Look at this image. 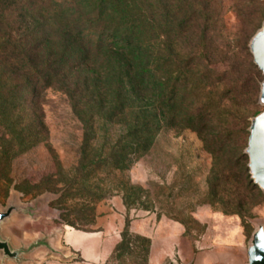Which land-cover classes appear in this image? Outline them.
<instances>
[{
	"label": "rangeland",
	"instance_id": "obj_1",
	"mask_svg": "<svg viewBox=\"0 0 264 264\" xmlns=\"http://www.w3.org/2000/svg\"><path fill=\"white\" fill-rule=\"evenodd\" d=\"M23 2L0 0V209L39 202L41 214L0 234L64 251L27 264H152L151 233L164 251L177 239L161 264H248L264 223L245 154L264 110L249 49L264 0H152L147 70L118 77L94 55L81 85L54 66L58 26ZM68 242L87 257L114 244L87 262Z\"/></svg>",
	"mask_w": 264,
	"mask_h": 264
},
{
	"label": "trees",
	"instance_id": "obj_2",
	"mask_svg": "<svg viewBox=\"0 0 264 264\" xmlns=\"http://www.w3.org/2000/svg\"><path fill=\"white\" fill-rule=\"evenodd\" d=\"M23 1L30 12L49 17L58 26L61 49L54 66L76 85L92 78L88 67L94 55L96 62H113L110 74L116 76L125 64L133 70L134 65L142 64V70L149 67L154 30L152 0Z\"/></svg>",
	"mask_w": 264,
	"mask_h": 264
},
{
	"label": "water",
	"instance_id": "obj_3",
	"mask_svg": "<svg viewBox=\"0 0 264 264\" xmlns=\"http://www.w3.org/2000/svg\"><path fill=\"white\" fill-rule=\"evenodd\" d=\"M253 63L263 75L259 103L264 106V23L252 37L249 44ZM250 134L245 154L248 156V167L251 178L264 192V110L251 120ZM41 214L39 202L23 205L11 200L8 205L0 209V228L16 216L35 218ZM45 249L50 252L64 251L55 249L50 238H42L30 244L15 245L11 239L0 234V264H27L36 252ZM248 264H264V223H258L247 247Z\"/></svg>",
	"mask_w": 264,
	"mask_h": 264
},
{
	"label": "crops",
	"instance_id": "obj_4",
	"mask_svg": "<svg viewBox=\"0 0 264 264\" xmlns=\"http://www.w3.org/2000/svg\"><path fill=\"white\" fill-rule=\"evenodd\" d=\"M72 231H73V229H72ZM150 239H151V262H152V264H161L163 259L165 258L164 254L168 255L169 252H172L171 251L172 249H170V247L175 246L177 239L174 236L168 235V233H167L166 239H165V244H166L165 251L162 250L161 245L163 242H161V239H159L158 234H156L154 236V234L151 233ZM102 240H103V237H102ZM113 244H114L113 242L110 244V248L112 247ZM65 245L67 247H69L71 251L77 252L79 254H81V252L83 250L81 246H75L73 248L72 242H68ZM110 248H107V249L105 248L103 250V246L101 243V245H99L97 251L93 250L92 252L89 253L88 257L84 256L82 254H81V256L87 262H97V261L102 260L104 257H106L109 254ZM184 257H186V254L184 255Z\"/></svg>",
	"mask_w": 264,
	"mask_h": 264
}]
</instances>
